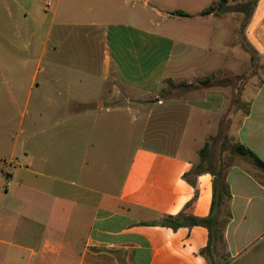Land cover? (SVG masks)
<instances>
[{"label": "crops", "instance_id": "1", "mask_svg": "<svg viewBox=\"0 0 264 264\" xmlns=\"http://www.w3.org/2000/svg\"><path fill=\"white\" fill-rule=\"evenodd\" d=\"M219 1L0 0V264H211L207 227L161 223L210 215L215 175L195 168L231 88L191 90L189 116L154 100L166 79L240 85L252 71L235 140L264 161V0L247 59L222 33L212 46L228 16L202 12ZM259 173L225 174L229 260L264 236Z\"/></svg>", "mask_w": 264, "mask_h": 264}, {"label": "rangeland", "instance_id": "2", "mask_svg": "<svg viewBox=\"0 0 264 264\" xmlns=\"http://www.w3.org/2000/svg\"><path fill=\"white\" fill-rule=\"evenodd\" d=\"M255 0H238L235 2L227 3L226 5H215V12L220 14H226L227 21H223V27L219 31H217V34L214 36V40L212 42V46L215 49L217 47V44L219 45L217 41L218 34L222 33L228 38V50L231 53H234L239 58L241 55L245 56V59H247L246 54L243 53L241 50V47L239 44L242 43V37L244 34V29L248 23L249 17L251 15V11L254 7ZM232 16V17H231ZM236 25L237 31L235 30V33L232 32V23ZM244 47L246 51H248L249 54H251V51L247 48L246 42L244 43ZM225 53H228L225 52ZM252 71L244 72L242 76L245 77V80L247 81ZM221 76H211L207 77L205 79L199 80L197 83L188 84L185 82L176 81L173 79H166L161 91L158 94V98H156L154 101H159L160 99H163L165 101L170 102L169 106L177 109H180L184 116H189L190 111H188V107H186L184 104L188 102L189 100V93L191 90L195 91L196 88H202V85L205 87H217V86H230L231 93H230V107L228 109V112L224 113L221 117L218 118V129L213 131V135L208 138V141L206 142V145L202 152H200V160L197 163V166L195 170L199 171L202 169H207L212 171L216 175V177L219 178V183L224 182V175L226 174L228 168L233 165L234 163H241L242 165L249 166L250 168L253 166L256 169L257 168L254 163L251 161V159L247 156H240L235 151V132H236V125L238 123V115L233 117L232 112L237 109V111H241L245 113L247 111V103L245 101H248V99L253 94V88L249 85H245L246 81L240 83H235V81H225V78H221ZM221 78V79H217ZM232 79V77L229 76L227 80ZM209 80V83L203 84V81ZM253 83V82H252ZM239 85V86H238ZM244 86L243 96L242 99L240 97V92L242 87ZM244 102H243V101ZM123 100L116 101L117 103H121ZM173 104H181V106L177 105H171ZM168 106V105H167ZM203 118L208 117L211 119L210 115H203ZM28 117L25 119V123H27ZM25 127V125H24ZM209 133L210 131L207 130ZM211 131V132H212ZM260 170V169H259ZM261 171V170H260ZM262 172V171H261ZM263 174V172H262ZM261 179H264V175L262 176L261 173L258 174ZM218 208V207H217ZM219 219L220 226L223 224V219L226 217V211L224 208V205L221 206V208L218 210V213H216ZM220 231L218 230L215 235V240L212 241V244L210 248L207 251V257L210 260L211 264H251V262H254L255 260L258 261V254L264 256V236L256 240L248 245L245 246V248L235 257H233L231 260L227 258L226 253V246L222 239L219 238ZM255 254H257L255 256ZM256 258H255V257ZM259 260V263L257 264H264V257ZM250 261V262H249ZM255 261V262H256Z\"/></svg>", "mask_w": 264, "mask_h": 264}, {"label": "trees", "instance_id": "3", "mask_svg": "<svg viewBox=\"0 0 264 264\" xmlns=\"http://www.w3.org/2000/svg\"><path fill=\"white\" fill-rule=\"evenodd\" d=\"M225 3H226V0H220L217 4H213L209 6L208 8H206L202 12V14L211 13L215 10V5H223ZM175 14L179 16H187V17L190 16L189 14L183 11H180V10L176 11ZM207 83H209V80L203 81V84H207ZM202 87H205V85L204 86L202 85ZM203 149L201 150V152L203 151ZM235 151L240 156L249 157L251 161L254 163V165L257 168H259L264 174V161L261 160L254 152H252L250 149L246 148L242 144H236ZM195 171L199 173L200 170L199 171L195 170ZM230 198H231V194H230L228 185L226 184V181H225V175H224V182H220V183H219V178L216 177L215 175L213 201L211 205V212L208 217L197 218L194 216H187V215L180 214L176 217H170V218L164 219L161 224L169 226L173 229H177L178 227L185 225V224L203 225L207 227L209 230V234H210V240L205 250L207 253L208 249L210 248L212 244V241L215 240V235L218 230L220 231L219 238L224 241V230L231 218V213L229 210ZM222 205H224V208L226 211V217L223 219V222H222L223 224L220 226L219 219L216 213H218V210L221 208Z\"/></svg>", "mask_w": 264, "mask_h": 264}]
</instances>
